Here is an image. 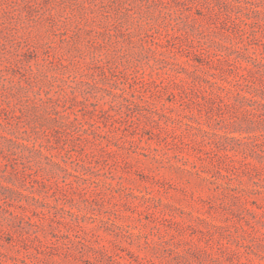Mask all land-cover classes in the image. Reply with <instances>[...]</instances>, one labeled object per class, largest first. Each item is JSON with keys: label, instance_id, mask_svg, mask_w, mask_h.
I'll return each mask as SVG.
<instances>
[{"label": "rangeland", "instance_id": "obj_1", "mask_svg": "<svg viewBox=\"0 0 264 264\" xmlns=\"http://www.w3.org/2000/svg\"><path fill=\"white\" fill-rule=\"evenodd\" d=\"M0 264H264V0H0Z\"/></svg>", "mask_w": 264, "mask_h": 264}]
</instances>
